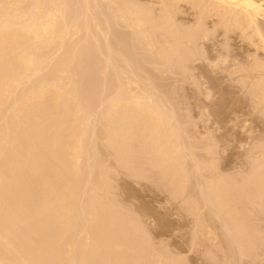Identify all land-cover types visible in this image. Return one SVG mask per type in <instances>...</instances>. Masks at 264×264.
Segmentation results:
<instances>
[{
	"label": "bare ground",
	"instance_id": "1",
	"mask_svg": "<svg viewBox=\"0 0 264 264\" xmlns=\"http://www.w3.org/2000/svg\"><path fill=\"white\" fill-rule=\"evenodd\" d=\"M183 3H184V5L187 4L190 6L189 10L193 9L192 13H194V15L197 14L196 15L197 18L195 20L196 22L194 23L193 21H191V23L192 22L194 23L193 25L192 24L190 25V23H188V24L184 23L186 21L181 22L182 18H178L180 13L186 11V9L189 8V6H188V8H187V6H184L186 8H185V10H183L182 9V8H184ZM194 10H195V12H194ZM182 15H181V17H182ZM117 27L125 28V29H128L130 31H129V33L125 32L124 33L125 36L123 35V31H121L122 34L120 35V34H118V30H116ZM218 31H222L221 34L224 35V37H225V41H226L225 46L227 49V52H226L227 54H223V55L221 54L220 57H216L219 61L220 60L221 61H227L230 56H231V58L235 57L234 59L236 61L237 60L236 58L239 57V55H238V57L236 55L234 57H232L231 54H235V53H234V50L231 48L232 46L228 45V43H229L228 41L229 40L231 41L234 38V36L235 37L237 36L238 39L240 38V39H242L243 42H246L247 45H245L244 49L246 47H247V49H246V51H243L244 54L246 52V57H245V55H243L245 57V59H243V60H245V61H242L243 63L241 62L242 64L240 67L237 65L235 66L234 64H232V65L235 67V69H236V67H238L239 68V69L237 68L238 71L244 73L243 76H240L238 74L239 77H243V78H240V80L245 79V81L246 80H247V82L249 81V87L250 88H247L248 89L247 91H251V89H252V91L254 93H256V96L258 97L260 103L263 104L264 103V0H0V264H44V262L41 261V258H40L41 255L39 256V254H38V256H39V258H38V257H36L35 254L32 253L33 252L32 249H34L33 248L34 245L32 246L31 242L28 245V243L26 242L28 240H25L24 238H22L24 235L21 234L20 231L18 230V228L20 226L18 227L19 223H17L20 221V220L18 221V217H20V216H23L25 218V220L28 219L27 220L28 222H30L29 220H31L30 223H33L34 228L43 229L45 231L44 234H46V231H48V229L49 230L51 229L50 230L51 234L46 235L45 239L41 238L42 240L44 239L42 242H40L41 240H39V242L41 244L37 243L40 246L39 247L40 250L41 249L42 250L43 249H46V250L55 249V247L57 245H58V247H60V244L64 241V238L66 235V229H62V227H63L62 224L63 223H65V225L70 224V226H71V223H68L69 222L68 218H70L69 214H70V212H72V211H70V205H69L70 198L73 196V192L71 190L72 189L71 184L74 181L78 182V180L76 181L75 178L78 177V175H79L78 173L81 171V165L83 163H85V164L87 163V162H83L85 160L84 157L87 156V158H89L88 157L89 151L87 152V155L85 154V156H84L85 147L86 146L90 147L88 145V143L85 145V141H86L87 137L90 136L89 134H91L92 139L95 137L96 140L99 141V143H102L103 145H106L107 147H109V146L115 147L116 146V150L122 149L121 148L122 145H120V143H123L125 146V145H127V143L125 141H128V140L135 141L136 139H137V141H139V139H142V138L145 139L146 138V140H148V142H146V147H147V145H148V147L145 148V150L148 149L147 150L148 152L154 151L155 154L159 155L160 161H162V162L163 161H167V162L169 161L171 166L180 164V165H182L181 167L185 169L186 166L183 167V165L186 163L189 164L190 166L188 165L189 166L188 168L191 167L190 170H192L191 176H193V177L195 176V178L199 182H201L200 181L201 178L205 177L204 171L210 170L209 171V173H210V172H212L211 169H213V168H214L213 171L217 170V169H215L216 166L214 165L213 159L211 160V157L210 158L204 157V158L210 159V160H205L204 158L202 159L201 156L199 157V155H197L200 153L194 152V150H197V148H199V150H200L199 144H197V142H200V141L196 140L197 141L196 143L191 141V139L194 136H193V134H191V132H190L191 130H188L190 127L187 129L188 122H185V120L184 121L181 120V116H183V115H181L177 109L178 108L177 103H179L177 101L178 97L177 98L174 97V95H176V93H177V89H175L176 87H174V88L171 87V88H169L168 92H165L164 90L161 89L162 85L160 87L158 85V83H156V82H157V78L161 79L162 75H164L165 73H168V72L169 73H171V72L172 73H179L178 70H182V74H183V76H185L186 73H184V72H186L185 71L186 68H189V67H187L188 66L187 63L189 62V64H190V62H191V64H193V63L199 61L200 56L202 57L203 55H206L207 51H206L205 46L207 47V45L212 44V43H210V44H208V43L212 42V36L214 37L215 32H218ZM119 33H120V30H119ZM82 34H84L85 36H83ZM232 35H234L233 38H232ZM77 36H79L80 39H77L78 38ZM162 38H163V40H162ZM74 39L75 40L77 39V41L78 40H81V41H78L77 43H75L76 41ZM230 45H231V43H230ZM248 46H251L254 49V50H251L252 52L254 51L253 53L249 52V54H247V51L250 50V48H251V47L249 48ZM222 47H221V50H222ZM83 50H86L87 53H85ZM88 50L90 51L89 53H88ZM57 51H59V52L61 51V54H59V52H58L59 56L56 54ZM81 51H83L86 55L83 52L80 53ZM218 52L220 54V51H218ZM147 53H149L152 56L149 60L148 59H139V56H141V55L145 56V58H148V57H146V55H143V54H147ZM210 53H212V52L210 51ZM239 53H242V52L239 51ZM78 54L80 57L78 56ZM82 54H84L83 55L84 57H82ZM149 54H148V56H149ZM54 55H57V56L54 57ZM208 56H211V55L208 54ZM208 56H207V58H208ZM243 56H241V58L239 57L238 59L242 60ZM211 58H212V56H211ZM203 59L204 58H202V60ZM213 59L214 58H212L211 60H213ZM52 61H54L55 63L53 64ZM216 61H213V62H216ZM230 61L232 63H235V61H233L231 59H230ZM145 62H147V63L149 62V63L154 64L156 66L155 70H153V71L145 70V69H147V68L144 69V67H143V63L145 64ZM226 63H229V62H226ZM50 64H53V65L51 66ZM237 64H238V62H237ZM85 65L90 66L87 68H91V69H89V71L88 70L85 71L86 70ZM49 66H51V67H49ZM191 66H195V65H191ZM195 67H199V66L196 65ZM50 68H52V69H50ZM82 68L85 70H82ZM174 69H176V70L174 71ZM201 69H202V67H201ZM235 69L233 70L234 72H235ZM45 70L49 71V72H47V73H49L48 77L44 76V75H46L44 73V72H46ZM189 70L190 69H188L187 72ZM207 70H206V72L209 71V70L208 71ZM41 72H43L42 74H44L43 75L44 78L39 80L40 79L39 77H41V75L39 73H41ZM192 72L193 71L191 70V73ZM204 72L205 71L202 70L201 73H204ZM37 74H39L40 76L38 75L39 76L38 77ZM182 74L179 73V75H182ZM187 74H189V73H187ZM33 76H35V77H33ZM183 76H180V77L182 78ZM191 76H192V74H191ZM32 77L35 80H36V78H38V80H36V82H33V84L30 80ZM164 77L165 76H163V78ZM177 77H179V76H177ZM185 77H188V76H185ZM185 77H183V79H185ZM92 78H94V79H92ZM33 79H32V81H33ZM88 79H91V81L88 82L89 84L85 85V82H87ZM166 79H167V77H166ZM27 81H30V85L26 84V86H28V87L22 89V85L24 86ZM92 81H94V82H92ZM163 81H164V79H163ZM178 81H180V80L178 79ZM242 81L245 82L244 80H242ZM90 82H91V84H90ZM160 84H162V83H160ZM211 85H212V83H211ZM243 85H246V83ZM247 85H248V83H247ZM108 87H109V89H108ZM243 87L245 88V86H243ZM106 89L109 92H107ZM163 89H164V87H163ZM106 92L108 93V97L106 96L107 95ZM249 93L251 94L252 92H249ZM104 94L106 97H104ZM96 95H98V97L101 96L100 97L101 103L99 102L100 98L96 97ZM252 95L254 97V94H251V96ZM92 96H95V97H92ZM89 97L98 98L99 100L97 101V103H100V107L101 106L102 107L100 108L99 105L97 104L99 108L97 107V105H96V107H93V109H94V110L92 109L93 113H90V116L86 117L87 115L86 116L84 115V109H85L84 104L86 101L92 100V98L89 99ZM102 97L105 98V100L103 99V101H102ZM95 101H94L93 106L95 105ZM90 103L92 104V102H90ZM87 104L85 106H87ZM183 104H184V102H183ZM257 105L258 104L255 105L256 108H258ZM83 107H84V109H83ZM97 109L101 110L100 114L102 113V115L105 118V119L103 118V120L104 121L106 120V122L108 123V124H105L106 125L105 127H107L106 132L102 128L104 131L103 134H100V132L96 131L97 127L99 126L98 120H96L95 122H93V124H90V125H89V123H92V122H88V121H94L95 118H93V116L98 114L97 112H99ZM258 109H261V108H258ZM183 111H186V110H183ZM186 114H189V113H186ZM185 118H182V119H185ZM91 119H93V120H91ZM101 123H103V121ZM190 123H191V120H190ZM99 130H100V126H99ZM128 142L130 143L129 145L133 144L130 141H128ZM141 142H140V144H141ZM144 143H145V141L142 142V146H144L143 145ZM200 144H201V142H200ZM210 144L206 145V146H208V147H206L207 156L209 155L208 153H211V150L213 149V148L211 149V147H213V146H210ZM129 145L126 147H129ZM134 145H137V144H134ZM99 147L101 148V146H99ZM126 149H128V148H126ZM129 149H130V147H129ZM92 150H94V149H91V151ZM128 150H125L123 153V155L125 154V160L127 163L130 161V159L132 157V156L131 157L129 156L130 150L129 151ZM97 151L98 150H96V152ZM136 151H134V152H136ZM213 151H214V149H213ZM100 153H102V152H100ZM143 153L146 154V152H143ZM153 154H151V155L153 156ZM94 155H96V153H94ZM131 155H133V154H131ZM139 155H137V157ZM152 156H150V157H152ZM92 157H94V156H92ZM107 157H109V155H107ZM140 157L142 158V156H140ZM155 158H156V156H155ZM96 159L98 160L99 158H96ZM152 159H154V158H152ZM138 160L140 161V159H138ZM86 161H88V159H86ZM105 161H106V159H105ZM103 163H102V165H103ZM106 163H107V161H106ZM85 164H84V166H85ZM90 164H93V163L91 162V163H89V165ZM89 165H87L88 168H89ZM106 165H108V164H106ZM161 165L162 164H160L159 166H161ZM180 165L178 166L179 169H180ZM168 166H170V165H168ZM256 166H257V164H256ZM145 167H146V164H145ZM88 168L86 167V168H84V170L88 169ZM98 168H99V166H98ZM173 168H175V166ZM178 168L176 167L172 171L173 175L178 173V171H179ZM165 169H169V168L167 167ZM184 169H182V171ZM257 169H260V168H257ZM257 169H255V170H257ZM102 170H100V174H101ZM116 170H115V172H116ZM190 170H189V173L191 172ZM255 170H254V172H255ZM260 170H263V169H260ZM89 171H90V169L88 170V173H89ZM170 171L166 172V175H168L167 173H171ZM182 171H181V173H182ZM143 172H144V170H143ZM184 172H185V170L183 171V174H184ZM97 173H99V172H97ZM107 173H108V171H107ZM107 173H105L103 175L101 174V176L99 175L100 176L99 179H101L103 182L108 181L112 176L110 177V175H106ZM134 173H135V171H134ZM217 173H218V171H217ZM217 173L216 172L213 173V174H215L216 177L207 176L210 179H205V181H206L205 186L206 187H204V188H202L204 183L202 184V182H201V184H199V182H197V185H199V187L201 186L200 187L201 189L199 191H200L202 197L204 196L203 198H206V199H204L205 204H203V206L201 208H203V207L208 208V205L211 204V207L209 208V210H210L213 206H215L218 210V214H220V215L222 214L223 216L227 215L229 218V221H226V219H225L226 223L224 222L225 223L224 226L229 228L227 230V232L229 233V231H230L231 233L232 232L236 233V232H238L239 220L237 221L236 216H235V212L238 211L239 206L241 205V202L243 201V198L247 194L249 195V192L246 194L245 189H243L242 187H234L236 193L240 189H241V193H238L239 196H236L237 198H235V197L231 198L230 195H233V194H229V191H227L228 188L231 189L230 188L231 185H229L230 182L228 183V181H226L227 179L224 180V177L223 178L221 176L218 177ZM255 173H257V172H255ZM82 174H83V172L80 174L81 178H82ZM108 174H110V173H108ZM186 174L188 175V173H186ZM206 174H207V172H206ZM213 174H211V175H213ZM258 174H261V173H258ZM93 175H94V173H93ZM151 175H153V174L151 173ZM170 175H171L170 177H172V174H170ZM182 175H181V178L179 177V179H178V183H179L178 189L183 190V192H184L187 181L191 180V178H190L191 176L189 177L190 179L189 178L182 179V177H183ZM261 175L263 176V174H261ZM96 176H98V175H96ZM115 176H117V175H115ZM161 176H162V174H161ZM184 176H185V174H184ZM262 176H260V177H262ZM83 177H84V175H83ZM90 177L88 179L91 182ZM253 177H254V175H253ZM78 178H80V177H78ZM93 178H94V176H93ZM112 178H111V180H112ZM263 178H264V176H263ZM64 179H65V182H63ZM82 179H81V181H82ZM115 179L116 178H114V180ZM42 180L44 181V183L47 186H49L47 188H52L51 190L49 189V191L53 192V196L51 198L50 197L45 198L46 196L40 197V195L36 193L37 195H39V198L35 197V199L37 198L38 201L36 203L34 202L35 205H31V204L29 205V203H30V201L28 203L29 197L34 196V193L39 189V186H41V188L43 187V185H40V184H42L41 182H43ZM85 180H87V179H85ZM96 180L97 179H94V181H96ZM230 180H231V178H230ZM257 181H259V180H257ZM84 182H83V184H84ZM90 182L88 184H90ZM111 182L114 183L113 181H111ZM166 182H168V181H166ZM85 183H87V181ZM106 183L108 184V182H106ZM93 184L94 183H92V187H93ZM160 184H161V182H160ZM73 185L77 186L75 184H73ZM232 185H233V183H232ZM260 185H261V183H260ZM79 186L80 185H78V187ZM86 186H87V184H86ZM102 186H100V187H102ZM108 186H110V184ZM257 186H259V185L257 184ZM114 187H116V186L114 185ZM187 187H188V185H187ZM199 187H197L196 189H199ZM251 187H252V185H251ZM41 188H40V190H44ZM83 188H82V190L85 193L87 190L85 189L86 191H84ZM194 188H195V186H194ZM252 188L255 189V187H252ZM80 189H81V187H80ZM92 189H91V191L93 192ZM234 189L232 190V193H233ZM97 190L99 191V188H97ZM102 190H103V188H102ZM105 190H106V188H105ZM171 191H173V190L171 189ZM42 192L44 193V191H42ZM47 192H48V189H47ZM111 192H112V190H111ZM38 193H40V192H38ZM74 193L76 194L75 191H74ZM82 193H81V195L83 197L84 193L83 194ZM178 193H181V192H178ZM195 193H196V191H195ZM191 194H193V193H190V196H191ZM257 195H258L257 197H259V198L260 197L264 198L263 187L259 188V193ZM78 196L79 195H76V197H78ZM247 196L245 198H247ZM190 198H192V196L189 197V195H188V199H190ZM196 198L197 197H195V199ZM263 198H261V199H263ZM95 199H97V198H95ZM195 199H194V203H193L195 206L194 209L200 208L199 207L200 199H197V200H195ZM249 199H250V197H249ZM11 200L13 202V203H11V205L12 204L13 205L12 206L10 205L11 208H9L7 206V204ZM73 200H74V197H73ZM118 200L120 202V199H118ZM186 200H187V198H186ZM82 201H83V199H81V202ZM85 201H86V199H85ZM191 201H192V199H191ZM192 202H191V204H192ZM246 202H248V201H246ZM77 203H79V202H77ZM110 203H112V202H110ZM188 203H190V202H188ZM253 203H254V201H253ZM257 203H259V202H257ZM32 204H33V202H32ZM244 204H246V206H247V203H244ZM260 204H261V202H260ZM92 206H94V205H92ZM103 206H104V204H103ZM118 207H120V206H118ZM128 207H127V209H128ZM191 207H193V206H191ZM253 207H255V206L253 205ZM77 209H78V207H77ZM91 209H93V208H91ZM105 209H107V208H105ZM204 209L205 208L200 209L201 212ZM254 209H256V208H254ZM55 210H57V212L59 211V213L56 212L58 215L55 212H53ZM88 210H90V209H88ZM95 210H96V208H95ZM197 210H199V209H197ZM82 211H84V210H82ZM119 211H121V210H119ZM205 211H207V210H205ZM210 211H208V212H210ZM51 212H53V214L55 213L56 217L48 220L46 218V214H49ZM74 212H75V210H74ZM78 212H80V211L78 210ZM89 212L90 211H88V213ZM86 213H84V214H86ZM114 213L115 212H113L112 214L115 215ZM257 213H258V211H257ZM210 214H211V212H210ZM218 214H216L218 216L216 218H218V220H219L220 217ZM237 214H238V212H237ZM247 214H249V213H247ZM50 215L51 214H49V217H50ZM86 215H88V214H86ZM98 215L99 214L96 215V213L91 212V213H89V216H88L89 218L87 217L89 219L88 222H90V224H92L91 227L89 225V227L91 228V232H90V234H88L89 239L92 238L91 237L92 234H94V236H95V233L97 232L96 233V235H97L100 231V229L98 230L99 227H97V226H100L99 225L100 223L97 224L99 221L96 223V220L98 219V218H96V216H98ZM116 216L118 217V215H116ZM212 216H210V217L212 218ZM52 217H53V215H52ZM249 217H250V215H249ZM71 218H72V216H71ZM110 218H111V216H110ZM250 218H248V219H250ZM252 218H253V215H252ZM99 219H101V218H99ZM207 219H205V220H207ZM223 219H221V220H223ZM72 220H73V218H72ZM121 220H123V219H121ZM221 220H220V222H221ZM100 221H102V220H100ZM114 221H116V218ZM118 221H119V219L117 220L116 223H118ZM199 221H200V217H199ZM199 221L196 220V222H199ZM210 221H211V219H210ZM202 222L203 221H201L200 223H197V224H201ZM246 222L244 221L243 223H246V226H247L248 221L246 220ZM121 223H119V225L118 224L117 225L120 227ZM204 223L207 224L208 221H205L202 223L203 225L206 226V224H204ZM211 223H212V221L210 222V226L212 225ZM72 224H73V222H72ZM218 224L220 225L219 222H218ZM144 225L145 224H143L141 226H144ZM208 225H209V223H208ZM70 226L68 225V227H70ZM210 226H208V227L211 228ZM243 226H244V224H243ZM256 226H258V225H256ZM29 227H31V226H29ZM250 227H252L251 224H250ZM90 228H88V229L90 230ZM121 228H123V227H121ZM252 228H254V227H252ZM20 229L22 230L21 227H20ZM67 229H69V228H67ZM83 229H84V227H83ZM96 229H97V231H96ZM107 229H108V227H107ZM124 229L120 230L119 233L121 231H123ZM137 229H139V228H137ZM225 229H227V228H225ZM199 230L197 232H200ZM205 230H208V229L205 228ZM205 230H202V232L205 233ZM239 230H240V228H239ZM245 230H247V229H245ZM32 231H34V229H32ZM83 231L85 232L86 230L84 229ZM258 231H259V229H258ZM24 232H25V230H24ZM128 232H131V231L128 230ZM195 232H196V230H195ZM202 232L199 233L200 234L199 236L204 237V235H202L203 234ZM247 232H249V231H247ZM250 232L252 233V231H250ZM48 233H50V232H48ZM119 233H117V234H119ZM121 234H122V232H121ZM213 234H214V232H213ZM252 234L254 235L255 232ZM192 235H194V234H192ZM196 235H198V234H196ZM236 235L238 236V234H236ZM195 236H193L192 238H194ZM199 236H197V237H199ZM237 236H235L236 239L241 237V236L240 237H237ZM208 237H210V235ZM77 238H78V236H77ZM115 238L117 239V237H115ZM125 238H126V236H125ZM247 238H248V236H247ZM252 238H254V237H252ZM17 239L19 240L18 243L15 241ZM22 239H24V240H22ZM86 239L88 240V237H86ZM100 239H98V240H100ZM106 239H105V242H106ZM148 239H150V238H148ZM33 240H35V238ZM87 240H86V242H87ZM132 240H130V241H132ZM194 240H196V239H194ZM228 240H230V239H228ZM256 240H258V239H256ZM24 241L26 242L25 244L28 245L27 248H26L27 245L24 246L25 245ZM100 241H102V240H100ZM36 242L37 241H35V243ZM66 242H68V241H66ZM77 242H78V240L76 241V243ZM123 242H125V241H123ZM218 242H220V241H218ZM76 243H75V245L77 246ZM83 243H84V240H83ZM244 243H246V242H244ZM252 243H255V242L252 241ZM116 244H118V243H116ZM194 244L195 243H193V245ZM237 244H239V243H237ZM258 244H259V242H258ZM66 245L71 246V243H70V245H68V244H66ZM113 245L114 244H112V247H115V245L114 246ZM119 245H121V244H119ZM132 245H134V244H132ZM141 245H142V243H141ZM76 246H74V243H73L72 247H76ZM136 246H137V243H136ZM148 246H150V245H148ZM64 247H65V245L60 248L61 250L59 252V255L57 256L58 258L56 260V262H57L56 264H75V263L78 264L77 263L78 261H79V264H89V262L86 263V261L90 258L91 252H93L90 250H93V249L89 248V250H87V248H85V246L81 247L80 249L82 250V253H83L81 260H77L75 263H73L71 261H74V259L72 258L73 254H75L74 249H71L72 247L71 248L68 247V249H66ZM78 247H79V245H78ZM86 247H89V246H86ZM90 247L93 248L92 244ZM120 247L116 246V248H120ZM130 248H132V247H130ZM256 248H258V247H256ZM28 249H30V251H32V252H30V251L28 252ZM80 249H79V252L81 253ZM123 249L124 248H122V250ZM150 249H151V247H150ZM240 249H242V248L240 247ZM243 249L240 251H243ZM118 250L119 249H117V251ZM145 250L146 249H144V251ZM98 251H100V250H98ZM44 252H46V251H44ZM105 252L107 253V251H105ZM253 252H252V254H253ZM94 253H95V249H94ZM167 253H168V251H167ZM250 253H251V251H250ZM255 253H258V252H255ZM236 254L240 255L241 253L237 252ZM123 255H122V257H123ZM75 256H76V254H75ZM96 256H97V254H96ZM146 256H147V254H146ZM158 256L160 257V255H158ZM79 257H81V256H79ZM71 258H72V260H71ZM123 258H125V257H123ZM128 258H130V257L128 256ZM249 258H250V256H249ZM53 259L54 258H52V260ZM76 259H77V257H76ZM160 259H161V257H160ZM167 259H169V258H167ZM236 259L238 260V258H236ZM120 260H121V257L119 258V261ZM128 260L125 262L129 263ZM154 260L156 261V259H154ZM229 260H231V259H229ZM232 260H234V259H232ZM155 261H153L154 264H156V263L157 264L158 263L163 264V263H161V261L160 262H155ZM158 261H159V259H158ZM173 261L171 260L172 264H173ZM51 262H54V261H51ZM51 262H49V263H51ZM121 262H122V260L120 261V263ZM138 262H139V260H138ZM177 262H178V258H177ZM120 263H118V264H120ZM237 263L239 264V262H237ZM149 264H151V262ZM166 264H167V260H166ZM180 264H183V262H181Z\"/></svg>",
	"mask_w": 264,
	"mask_h": 264
},
{
	"label": "rangeland",
	"instance_id": "2",
	"mask_svg": "<svg viewBox=\"0 0 264 264\" xmlns=\"http://www.w3.org/2000/svg\"><path fill=\"white\" fill-rule=\"evenodd\" d=\"M184 6H187V8H188L189 5H187V4L184 5V3H183V7ZM185 8L186 7L182 8V9L185 10ZM189 9H190V6H189L188 9H186V11L180 13V15L178 16V18H182L181 19L182 21L180 20L181 22L186 21L184 23H186V24L190 23V25L191 24L193 25L196 22L195 20L197 18V16H196L197 14L194 15V13H192V10L193 9L192 10H189ZM194 12H195V10H194ZM181 15H182V17H181ZM191 21H193L194 23L193 22L191 23ZM116 30H118V34H120V35L122 34L121 31H123V35H124L125 32H128L129 33V31H130L128 29L120 28V27H117ZM119 30H120V33H119ZM221 32L222 31L215 32L214 37L212 36V42H209L208 43V44H210V43H212V44L207 45V47L205 46L207 53L209 55H211L212 58H214L213 60H211L212 59L211 56H208V54L206 53V55H203L202 57L200 56L199 61H197V62H195L193 64H191V62H190V64H189V62L187 63V65H188L187 67H189V68H186V70H185L186 72H184V73H186L185 76H188L189 78L183 76L182 70H178V72L181 73L182 75H179V73H172V72L169 73L168 72V73H165L164 75H162V77H161L162 80L160 78H157V82L156 81L155 82L158 83V85L160 87L162 85V88L161 89L164 90L165 92H168L169 91V88H171V87L172 88L176 87L175 89H177V93H176V95H174V97L175 98L178 97V100L177 101L179 103H177V106H178L177 109H178L179 113L181 115H183V116H181V120L182 121L185 120V122H188L187 129L190 127L188 130H191L190 132L194 136L191 139V141H193L194 143H196L197 141H200L201 142V144H200V142H197V144H199L200 150H199V148H197V150H194V152L200 153V154H197V155H199V157L201 156L202 159L204 157H207V158H210L211 157V160L213 159L214 165L216 166L215 169H217V170H214V171L216 173L218 171V173H217L218 177H220V176L222 178L224 177V180L227 179L226 181H228V183L230 182L229 185H231V187H230L231 189L228 188L227 191H229V194H233V195H230L231 198H234V197L237 198L236 196H239L238 193H241V189L236 193L234 187H242L243 189H245V193L246 194L249 192V195L248 194H247L248 196L246 195L247 198H245L246 197L245 196L243 198V201L241 202V205L239 206V209L241 211L238 209V211H237L238 214H237V212H235L236 219H237V221L239 220L238 232H236V233L232 232L231 233L229 231L230 234L227 232V230L229 228L226 227V226H224V225H225L226 221H229V218H228L227 215L226 216H223L221 214L222 215L221 216L220 214H218V210H217V208L215 206H213L210 209L211 210L210 211L209 208L211 207V204H209L208 205V208L207 207H203L205 209L202 210V212H201L200 209H203L201 207L203 206V204H205L204 199H206V198H203L204 196L202 197V195H201V193L199 191L201 189L200 188L201 186L199 187V185H197V182H199V181L195 178V176L194 177L191 176L192 175L191 174L192 173V170H190L191 167L188 168L190 166L189 164L186 163V164L183 165V167L186 166L185 169L182 168L181 167L182 165H180V164L172 165L171 166V164H170L169 161L168 162L167 161H163L165 163L164 164L162 161L159 160L160 159L159 158V155L155 154L154 151L153 152L152 151L151 152H148L147 151L148 149L145 150V148L148 147V145L146 147V142H148V140H146V138L145 139L144 138L139 139V141H137V139L135 141L128 140L131 143H133L131 145H129L130 143L128 141H125L127 143V145H125V146H124L123 143H120V145H122L121 146V148H122L121 150L122 151H121V150H116V146L115 147H112V146L107 147L106 145H103L102 143H99V141L96 140L95 137L92 139L91 134H89L90 136L88 135L89 137H87V139L85 141V145L88 143V145L90 147L86 146L85 147V153H84V156H85V154L87 155V152L89 151L88 152V154H89L88 157L89 158H87V156H85L84 157L85 160L83 162H87L86 163L87 165H89V163H91V162L93 164H90L89 165V168H88V166L85 163H83L81 165V171H80L81 173L83 172V174H82V178L83 179L81 178V175H80L81 173L79 172L78 174L80 176L78 175V177H80V178H78V177L75 178V180L76 181L78 180V182H75L74 181L71 184V188H72L71 190L73 192V196L70 198L69 205H70V211H72V212H70V214H69L70 218H68V220H69L68 223H71V226H70V224H68L70 227H68V225H65V223L62 224V226H63L62 229H66V235H65V238L66 239L64 238V241L60 244V247H58V245H57L55 247V249H51V250L50 249H48V250H46V249H43L42 250L41 249L40 250V248H39L40 247L39 244H41L40 242H42L45 239L46 235L51 234V231H50L51 229L50 230L48 229V231H46V234H44L45 231L43 229H41V228H34L33 223H30L31 220H29L30 222H28L27 221L28 219L25 220V218L23 216H20L19 215L20 217H18V221L19 220L20 221L17 222V223H19L18 224V227L20 226L22 228V230L20 229V227L19 228L17 227V228L20 231V233L24 235L22 238H24L25 240H28V241H26L28 243V245L30 244V242H31L32 246L34 245L33 246L34 249H32L33 252L30 251V249H28V252L29 251L32 252L38 258L41 255L40 258H41V261L44 262V264H56L57 263L56 260L58 258L57 256L59 255V252L61 250L60 248L63 247L64 245H65L64 248H66V249H68V247L71 248L72 245H73V243H74V246H76L75 243L78 240V242L76 243L77 246L71 248V249H74V253L76 254V256H75V254H73V257L72 258L74 259V261H71L73 263H75L77 260H81L83 253H82V250L80 248L83 247V246H85V248H87V250H89V248L90 249H93V250H90V251H93V252H91V256H90L91 259L89 258L86 261V263L89 262V264H95V263L96 264H105V263L106 264H118V263H120L121 260H122V262L120 264H126V263L127 264H136V263L137 264H146V263L149 264L150 262H151V264H154L153 263V261H155L154 259H156L155 262H160L161 261V263H163V264H166V260H167V264L168 263L169 264H172L171 260L172 261L173 260L175 261V262L173 261V264H176V263L177 264H180L181 262H183V264H226V263L228 264L229 262H230L229 264H235V263L238 264L237 262H239V264H264V198L263 197H260V198L257 197L258 196L257 194L259 193V188L263 187V190H264V185H263L264 184V182H263L264 181V178H263V176H264V171H263L264 170V157H263L264 156V103L263 104L260 103L258 97L256 96V93H254L252 91V89H251V91H247L248 90L247 88H250L249 87V81L247 82V80L245 81V79H242V80L245 81V82H243L242 80H240V78H243V77H239V75L240 76H243L244 73L238 71L239 68L236 67V69H235V67L232 65V64H234L235 66L237 65V66L240 67L241 64L243 63L242 61H245L243 59H245V57H246V52L244 54L243 51H246V49H247V47L244 49L245 45H247L246 42H243L242 39H240V38L238 39L237 36H236L237 37L236 38L234 36L235 34L232 35V38H233V36H234V38L231 41L230 40L228 41L229 42L228 45L229 46H232L231 48L234 50V53H235V54H231L232 57H234L235 55L238 57V55H239V57L241 58V56L245 55V57L244 56L242 57V60L241 59H238L239 58L238 57V58H236L237 60L235 61V59H234L235 57L234 58H231V56H230L229 58L231 60L235 61V63H232L229 58H228L227 61H221V60L219 61L216 58V57H220L221 54L222 55L223 54H227L226 53L227 52V49H226V46H225V44H226L225 43L226 42L225 41V37H224V35L221 34ZM82 35L85 36L84 34H82ZM77 37H78L77 39H80L79 36H77ZM77 39L76 40L74 39L76 41V42L74 41L75 43H77L78 41H81V40H78L77 41ZM162 40H163V38H162ZM230 43H231V45H230ZM221 47H222V50H221ZM248 47L250 48L251 46H248ZM251 50H254V49L251 47L250 50L247 51V54H249V52L250 53H253L254 52V51L252 52ZM83 51L85 53H87L86 50H83ZM83 51H81L80 53H82ZM210 51L212 53H210ZM218 51H220V54H219ZM239 51L242 52V53H239ZM58 52L59 51L56 52L57 55H58ZM89 52L90 51L88 50V53ZM59 54H61V51L59 52ZM79 54H78V56H79ZM84 54H82V57H84L83 56ZM148 54L149 53L143 54V55H146V57H148V58H145V56H142L141 55V56H139V59H148L149 60L152 56L149 54V56H150L149 57ZM57 55H54V57L57 56ZM207 56H208V58H207ZM202 58H204V59L202 60ZM213 61H216V62H213ZM226 62H229V63L231 62V63L229 64V63H226ZM237 62H238L239 65L237 64ZM52 63L54 64L55 62L52 61ZM148 63L147 62H145V64L143 63L144 69L147 68L145 70H148V71L155 70V67L156 66L154 64H152V63H149V64ZM53 64H50V65L52 66ZM191 65H195V66L197 65L200 68L199 67H195V66H191ZM51 66H49V67H51ZM87 67H90V66L87 65L86 66V70L83 69V68H82V70H85V71L88 70L89 71V69H91V68H87ZM201 67H202V69H201ZM233 68L235 69V72L236 73L233 71L234 70ZM50 69H52V68H50ZM188 69H190V70L187 72ZM205 69L206 70L208 69L209 71L207 70L208 72H206ZM175 70L176 69H174V71ZM191 70L193 71L192 73H191ZM202 70L205 71L204 72L205 74L204 73H201ZM49 71H46V72L43 71L46 75L42 74L43 72L39 73L41 75V77H39L40 75L37 74V76L39 75L38 76L40 78L39 80H41L42 78H44V76L45 77H48V74L49 73H47V72H49ZM187 73H189V74H187ZM191 74H192V76H191ZM163 76H165V77L163 78ZM177 76H179V77L180 76H183V77H185V79H183V77L182 78L180 77L181 78L180 79ZM33 77H35V76H33ZM33 77L30 79L31 82H32V84H33V82H36V80H38V78H36V80H35V79H33ZM166 77H167V79H166ZM32 79H33V81H32ZM92 79H94V78H92ZM163 79H164V81H163ZM178 79L180 81H178ZM89 81H91V79H88V81L85 82V85L86 84H89L88 83ZM92 82H94V81H92ZM160 83H162V84H160ZM211 83H212V85H211ZM245 83H246V85H243ZM247 83H248V85H247ZM26 84L27 85L28 84L30 85V81H27L24 86L22 85V89L28 87V86H26ZM90 84H91V82H90ZM243 86H245V88ZM163 87H164V89H163ZM108 89H109V87H108ZM106 91H107V89H106ZM107 92H109V91H107ZM249 92H252L251 94H254V97H253V95L251 96V94ZM105 94H104V97H106V96L108 97V93H107L106 96H105ZM92 97H95V96H92ZM92 97H89V99H91ZM96 97H98V95H96ZM100 97L101 96H99L98 98H100ZM98 98H92L91 101L88 100L89 102L88 101L85 102V104H84L85 109H84V107H83V109H84V115L85 116L87 115L86 117L90 116V113H93L92 109H93V107H96L97 104L100 107L101 98H100V100ZM103 99L105 100V98L102 97V101H103ZM98 100H99L100 103H97ZM94 101H95V105L93 106ZM90 102H92V104ZM183 102H184V104H183ZM86 104H87L88 107L85 106ZM256 104H258L257 107L258 108H261V109L256 108L255 107ZM98 105H97V107H98ZM183 110H186V111H183ZM98 111H99V112H97L98 114H96V115L93 116V118H95L94 121H88V122H92V123H89V125H90V124H93V122H95L96 120H98L99 121L100 130H99V126H98L97 129H96V131L100 132V134H103V132H104L103 129L105 130V132L107 130V127H105L106 126L105 124H108V123L106 122V120L105 121L103 120L104 116L102 115V113L100 114L101 110H98ZM186 113H189V114H186ZM182 118H185V119H182ZM91 120H93V119H91ZM190 120H191V123H190ZM102 121H103V123L104 122L105 123L104 124L101 123ZM141 141L142 142L145 141V143L143 144L145 147L142 146V142ZM140 142H141V144H140ZM134 144H137V145H134ZM208 144H210V146H213V147H211V149L212 148L214 149V151L212 149L211 150V153H208L210 156L209 155L207 156V151H206V147H208L206 145H208ZM128 145H129L130 149H129V147H126ZM99 146H101V148ZM90 148L91 149H94L95 151L92 150L93 151L92 152ZM126 148H128L130 151L128 149H126ZM96 150H98L97 151L98 153L96 152ZM125 150H128L129 151V153H130L129 156L130 157L132 156L131 159H130V161L128 163L125 160V154L123 155V153H124ZM134 151H136V152H134ZM142 151L143 152H146V154H144ZM100 152H102L103 154L100 153ZM94 153H96V155H94ZM131 154H133L134 156L131 155ZM151 154H153L154 157ZM107 155H109V157H107ZM137 155H139V156L137 157ZM92 156H94V157H92ZM140 156H142V158ZM150 156H152V157H150ZM155 156H156V158H155ZM96 158H99V159L97 160ZM152 158H154V159H152ZM207 158H204V159L205 160H210V159H207ZM86 159H88V161H86ZM105 159H106L107 163H106ZM138 159H140V161ZM101 162L102 163L104 162L103 165H102ZM105 163L108 164V165H106ZM159 163L162 164V165L159 166L160 165ZM84 164H85V166H84ZM145 164H146V167H145ZM256 164H257V166H256ZM168 165H170L171 167L168 166ZM179 165H180V169L178 168ZM98 166H99V168H98ZM105 166L106 167L108 166V167L106 168ZM166 166L169 169H165V168H167ZM174 166H175V168L177 167L179 169V171L176 169L178 171V173H176L175 175H173V173H172V171L175 169V168H173ZM83 167L84 168L87 167L88 169H85L84 170ZM91 168L93 170L95 169L94 170L95 172ZM181 168L185 170V172H184L185 176L183 174V171L184 170L182 171ZM254 168L255 169L260 168V169H263V170H260V169L255 170ZM89 169H90V171L88 173V170ZM213 169H211L212 172H210V173H209L210 170L209 171L208 170L204 171L205 172V177H203V178L200 179V181L202 182V184L204 183L203 186H202V188L206 187L205 186L206 185L205 184V182H206L205 179H210L207 176H209V177H211V176L212 177L213 176L216 177L215 174H213V173H215L213 171ZM100 170H102L101 171V174L102 175L105 174V173H107V171H108V173H110V174L107 173L106 175H110V177L112 176L113 177V178L111 177L112 180L110 178L108 181H104L103 182L101 179H99L100 176H101ZM115 170H116V172H115ZM143 170H144V172H143ZM189 170L191 171L190 173H189ZM254 170L257 173H255ZM134 171H135V173H134ZM169 171L171 173H167L168 175H166V172H169ZM181 171H182V173H181ZM97 172H99V173H97ZM206 172H207V174H206ZM93 173H94V175H93ZM151 173L153 175H151ZM160 173L162 174L163 177L161 176ZM186 173H188V175ZM258 173L263 174V176L261 174H258ZM170 174H172V177H170L171 176ZM211 174H213V175H211ZM83 175H84V177H83ZM96 175H98V176H96ZM115 175H117V176H115ZM181 175L183 176L182 179L189 178L191 176L190 177L191 180H188L187 181V184L185 183L186 184V186H185V189L186 190L184 189V192H183V190H179L178 189L179 188V186H178L179 185L178 179H179V177L181 178ZM253 175H254V177H253ZM93 176H94V178H93ZM260 176H262V177H260ZM89 177H90L91 182L88 179ZM114 178H116V179L114 180ZM230 178H231V180H230ZM81 179H82V181H81ZM85 179H87V180H85ZM94 179H97V180L94 181ZM257 180H259V181H257ZM84 181L85 182L87 181V183H85ZM111 181H113L114 183H112ZM166 181H168V182H166ZM63 182H65V179L63 180ZM83 182H84V184H83ZM89 182H90V184H88ZM106 182H108V184ZM160 182H161V184H160ZM201 182H199V184H201ZM41 183L42 184H40V185H43V187L41 188V186H39V189H38L39 191L37 190L34 193V196L29 197V199H28V203L30 201L29 205L30 204L31 205H35V203L38 201L37 198L35 199V197H38L39 198V195H40V197H45L46 196L45 198H49V197L51 198L53 196V192L52 191L51 192L49 191V189L51 190L52 188H47L49 186H47L44 183V181L41 182ZM92 183H94L93 184V187H92ZM232 183H233V185H232ZM260 183H261V185H260ZM73 184H75L77 186H74ZM86 184H87V186H86ZM109 184H110V186H108ZM257 184L259 186H257ZM78 185H80V186L78 187ZM99 185L100 186L103 185L104 187L103 186L100 187ZM114 185L116 187H114ZM187 185H188V187H187ZM251 185H252V187H255V189L252 188ZM194 186H195V188H194ZM80 187H81V189H80ZM197 187H199V189H196ZM40 188L41 189H44V190H40ZM82 188L84 189V191H86V190L87 191L84 193L83 190H82ZM97 188H99V191L97 190ZM102 188H103V190H102ZM105 188H106V190H105ZM47 189H48V192L50 194L47 192ZM91 189L93 190V192L91 191ZM171 189L173 191H171ZM233 189H234V191L232 193V190ZM111 190H112L113 193L111 192ZM42 191H44V193ZM74 191L76 192V194L74 193ZM195 191H196V193H195ZM38 192H40V193L42 192L44 195L42 193L40 194ZM82 192L85 195V196L83 195V197L81 195ZM178 192H181L182 194L181 193H178ZM189 192L190 193H193V194H191L192 198H190V199H188V195H189V197H191ZM36 193L39 194V195H37ZM76 195H79L80 197L79 196L76 197ZM194 196L197 197V198L195 199ZM73 197H74V200H73ZM249 197H250V199H249ZM95 198H97V199H95ZM186 198H187V200H186ZM261 198H263V199H261ZM81 199H83L82 202H81ZM85 199H86V201H85ZM118 199H120V202H119ZM191 199H192L193 202L191 201ZM194 199L195 200L200 199V203H199L200 204L199 205L200 208H197L196 207L199 210L194 209V207H195L194 204H193L194 203ZM12 200L9 201V203L7 204V206L9 208H11L10 205H11V203H13ZM252 200L254 201V203H253ZM246 201H248V202H246ZM32 202H33V204H32ZM77 202H79V203H77ZM110 202H112V203H110ZM188 202H190V203H188ZM191 202H192V204H191ZM257 202H259V203H257ZM260 202H261V204H260ZM244 203H247V206ZM103 204H104V206H103ZM189 204L191 206H193V207H191ZM92 205H94V206H92ZM253 205L255 207H253ZM118 206H120V207H118ZM77 207H78V209H77ZM127 207H128V209H127ZM91 208H93V209H91ZM95 208H96V210H95ZM105 208H107V209H105ZM254 208H256V209H254ZM88 209H90V210H88ZM74 210H75V212H74ZM78 210L80 212H78ZM82 210H84L85 212L82 211ZM119 210H121V211H119ZM205 210H207V211H205ZM88 211H90L89 213H91V212L96 213V215L99 214L98 216H96V218H98L96 220V223L99 221L97 224L100 223L99 224L100 226H97V227H99L98 230L100 229V231H99V233L97 235H96V233H97L96 232L95 233V236H94V234L91 235V237L93 239L91 237H90L91 239H89V235H88L91 232V228L90 227L92 225V224H90V222H88L89 221V219H88L89 218L88 217L89 216ZM208 211H210L211 214ZM257 211H258V213H257ZM53 212L56 213L57 210H55ZM53 212L49 213V214H51L50 217H49V214H46V218L48 220L49 219H53V218L56 217L55 213L53 214ZM113 212H115L114 213L115 215L112 214ZM214 212L216 214H218L220 218L222 217L221 219H223V218L224 219L221 220L219 218V220H218V218H216L218 216ZM57 213H59V211ZM84 213H86L88 215H86ZM247 213H249V214H247ZM52 215H53V217H52ZM116 215H118V217L119 216L120 217L118 218ZM249 215H250L251 218L249 217ZM252 215H253V218H252ZM71 216H72L73 220H72ZM110 216H111V218H110ZM208 216L209 217L212 216V218L211 217L209 218ZM199 217H200V221H199ZM247 217L250 218L252 221L250 219H248ZM99 218H101V219H99ZM115 218H116V221H114ZM118 219H119L120 222L118 221V223H116ZM121 219H123V220H121ZM205 219H207V220H205ZM210 219L212 221V223H211L212 225L211 226H210V222H211ZM225 219H226V221H225ZM100 220H102V221H100ZM196 220L199 221V222H196ZM220 220H221V222H220ZM246 220L248 221L247 226H246V223H247ZM201 221H203V222L208 221L209 225H208V223L207 224L204 223V224H206V226H205V225L202 224L203 222L201 223L202 225L201 224H197V223H200ZM244 221L246 223H243ZM72 222H73V224H72ZM218 222L220 223V225L218 224ZM119 223H121L120 224V227L118 226ZM143 224H145V225L144 226H141ZM243 224H244V226H243ZM250 224L254 228L250 227ZM89 225H90V227H89ZM256 225H258V226H256ZM29 226H31V227H29ZM208 226H210L211 228H209ZM66 227L69 228V229H67ZM83 227L86 230L85 232L83 231L84 230ZM107 227H108V229H107ZM121 227H123V228H121ZM204 227L206 229H208V230H205ZM88 228H90V230ZM137 228H139V229H137ZM225 228H227V229H225ZM239 228H240V230H239ZM32 229H34V231H32ZM122 229H124V230L121 231L122 232V234H121V232L119 233V231L122 230ZM127 229L130 230L131 232H128ZM201 229L202 230H205V233L207 235L205 233H203ZM245 229H247V230H245ZM258 229H259L260 232L258 231ZM24 230H25V232H24ZM195 230H196V232H195ZM198 230L200 232H197ZM96 231H97V229H96ZM208 231L210 233L212 232L211 233L212 235ZM247 231H249V232L252 231V233L255 232V234H254L255 236L251 232L249 233ZM48 232H50V233H48ZM201 232L203 233L202 235H204V237L203 236H199L200 235L199 233H201ZM213 232H214V234H213ZM117 233H119V234H117ZM192 234H194V235H192ZM196 234H198V235H196ZM208 234L210 235V237H208L209 236ZM236 234H238V236ZM77 236H78V238H77ZM125 236H126V238H125ZM193 236H195V237L192 238ZM197 236H199V237H197ZM235 236H237V237H240L241 236L240 238H237L239 241L236 239ZM247 236H248L249 239L250 238L251 239L249 240L247 238ZM86 237H88V240L90 242L86 239ZM115 237H117V239ZM252 237H254V238H252ZM34 238H35V240H33ZM41 238H44V239L42 240ZM148 238H150V239H148ZM24 239H22V240H24ZM98 239H100L102 241H100ZM105 239H106V242L107 243L105 242ZM194 239H196V240H194ZM228 239H230V240H228ZM256 239H258V240H256ZM39 240H41V241L39 242ZM83 240H84V243H83ZM86 240H87V242H86ZM130 240H132V241H130ZM251 240L253 242H255V243H252ZM15 241L18 243L19 240L17 239ZM35 241H37V242L35 243ZM66 241H68L69 243L66 242ZM123 241H125V242H123ZM218 241H220V242H218ZM243 241L246 242V243H244ZM26 242L24 241V244ZM115 242L118 243V244H116ZM258 242H259V244H258ZM37 243H39V244H37ZM70 243H71V246H67L66 245V244L70 245ZM90 243L92 244V247L93 248L90 247L91 246ZM136 243H137V246L138 247L136 246ZM141 243H142V245H141ZM193 243H195V244L193 245ZM237 243H239V244H237ZM112 244H114L115 247H112ZM119 244H121L122 246L119 245ZM132 244H134V245H132ZM26 245L27 244H25L24 246H26ZM28 245L26 246V248L28 247ZM78 245H79V247H78ZM148 245H150V246H148ZM86 246H89V247H86ZM116 246H118V247L121 246L120 247L121 249L120 248H116ZM239 246L242 249L244 248L243 251H240L242 249H240ZM130 247H132V248H130ZM150 247H151V249H150ZM256 247H258V248H256ZM122 248H124V249L122 250ZM79 249L81 250V253L79 252ZM94 249H95V253H94ZM117 249H119L120 251L119 250L117 251ZM144 249H146V250L144 251ZM98 250H100V251H98ZM44 251H46V252H44ZM105 251H107V253ZM167 251H168V253H167ZM250 251H251V253H250ZM237 252L238 253H241V254L240 255L239 254H236ZM252 252H253V254H252ZM255 252H258V253H255ZM38 254H39V256H38ZM96 254H97V256H96ZM146 254H147V256H146ZM122 255L125 258H123ZM158 255H160L161 259H160V257ZM79 256H81V257H79ZM128 256L131 259L128 258ZM249 256H250V258H249ZM76 257H77V259H76ZM120 257H121V260L119 261V258ZM176 257L178 258V262H177V258ZM52 258H54V259L52 260ZM72 258H71V260H72ZM157 258L159 259V261H158ZM167 258H169V259H167ZM236 258H238V260ZM229 259H231V260H229ZM232 259H234V260H232ZM127 260L129 261V263L128 262H125ZM138 260H139V262H138ZM51 261H54V262H51ZM49 262H51V263H49ZM77 263L79 264V261ZM158 264H160V263H158Z\"/></svg>",
	"mask_w": 264,
	"mask_h": 264
}]
</instances>
